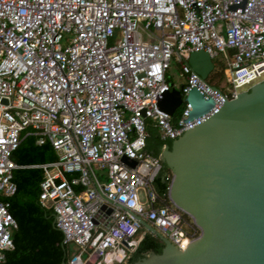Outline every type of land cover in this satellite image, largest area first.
Wrapping results in <instances>:
<instances>
[{
	"label": "built area",
	"instance_id": "obj_1",
	"mask_svg": "<svg viewBox=\"0 0 264 264\" xmlns=\"http://www.w3.org/2000/svg\"><path fill=\"white\" fill-rule=\"evenodd\" d=\"M196 51L222 66L224 88L190 68ZM171 63L183 78L175 119L158 104L174 88ZM263 74L264 0H0V262L17 227L7 199L24 131L55 153L30 166L42 172L39 204L77 250L70 264L91 254L93 264H123L141 237L138 218L183 249L198 229L171 204L169 183L155 190L162 160L146 147L147 129L170 141ZM192 90L211 102L197 116L185 100Z\"/></svg>",
	"mask_w": 264,
	"mask_h": 264
},
{
	"label": "water",
	"instance_id": "obj_2",
	"mask_svg": "<svg viewBox=\"0 0 264 264\" xmlns=\"http://www.w3.org/2000/svg\"><path fill=\"white\" fill-rule=\"evenodd\" d=\"M187 62L202 79L213 69L203 51L191 52ZM185 100L193 106L190 116L211 106L194 90ZM180 102L179 92L171 88L158 104L172 115ZM154 148L171 172V204L191 219L198 234L178 249L138 218L163 245L160 253L148 252L126 264H264V79L225 100L203 122ZM121 244L127 245L125 240ZM96 258L91 254L84 264H93Z\"/></svg>",
	"mask_w": 264,
	"mask_h": 264
},
{
	"label": "trees",
	"instance_id": "obj_3",
	"mask_svg": "<svg viewBox=\"0 0 264 264\" xmlns=\"http://www.w3.org/2000/svg\"><path fill=\"white\" fill-rule=\"evenodd\" d=\"M214 69L217 63H214ZM219 77L222 76V66L219 65ZM213 69V70H214ZM210 73V72H209ZM212 83V82H210ZM217 86L216 83H212ZM146 147L153 154H158L154 146L161 141L155 130L148 128ZM21 133L18 147L12 154V159L22 167L13 171L12 180L15 183V192L8 198L9 212L17 223L16 229L11 232L12 249L4 253V259L0 264H70L73 256L71 243H62V233L54 225V217L51 209L41 206L38 202L39 181L42 176L40 168L31 167L55 159V153L48 143L35 144V137ZM169 169L162 162V171L153 182L155 190L159 194H165L168 181L164 180V173ZM186 221L190 219L183 214ZM183 228L189 231L187 224ZM141 236L134 250L128 255L123 264L134 262L142 258L148 252L160 253L161 240L141 227L137 236Z\"/></svg>",
	"mask_w": 264,
	"mask_h": 264
},
{
	"label": "rangeland",
	"instance_id": "obj_4",
	"mask_svg": "<svg viewBox=\"0 0 264 264\" xmlns=\"http://www.w3.org/2000/svg\"><path fill=\"white\" fill-rule=\"evenodd\" d=\"M214 63H217L216 68L208 74V76L206 77V80L208 82L216 83L219 88H224V80L222 79V76L219 77V70H220L219 63L217 60H215ZM263 79H264V74L257 80L253 81V84L255 82H260ZM167 80H168V83L171 84L175 89H178L180 84L183 81V78L180 76L178 66L175 63H171L169 69L167 70ZM247 87L248 86H243L239 90L244 91L246 90ZM179 109H180V106H177L176 109L174 110L173 112L174 119L179 114ZM95 172L98 173L97 170H95ZM70 247L71 249H73V254H75L77 252L75 246L71 244ZM85 256H86V253H84L82 256L83 260L85 259Z\"/></svg>",
	"mask_w": 264,
	"mask_h": 264
},
{
	"label": "flooded vegetation",
	"instance_id": "obj_5",
	"mask_svg": "<svg viewBox=\"0 0 264 264\" xmlns=\"http://www.w3.org/2000/svg\"><path fill=\"white\" fill-rule=\"evenodd\" d=\"M166 173V172H165ZM169 175H170V180H171V172H169Z\"/></svg>",
	"mask_w": 264,
	"mask_h": 264
}]
</instances>
